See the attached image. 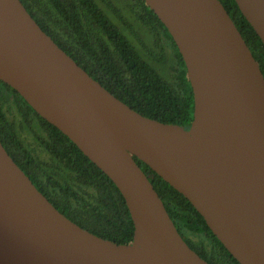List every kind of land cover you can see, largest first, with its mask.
I'll return each mask as SVG.
<instances>
[{
	"label": "water",
	"instance_id": "95a60500",
	"mask_svg": "<svg viewBox=\"0 0 264 264\" xmlns=\"http://www.w3.org/2000/svg\"><path fill=\"white\" fill-rule=\"evenodd\" d=\"M264 43V0H235ZM176 42L194 95L189 128L143 115L0 0V80L117 185L128 243L85 229L0 140V264H210L180 233L139 158L196 207L240 264H264V73L221 0H145Z\"/></svg>",
	"mask_w": 264,
	"mask_h": 264
},
{
	"label": "trees",
	"instance_id": "16d2710c",
	"mask_svg": "<svg viewBox=\"0 0 264 264\" xmlns=\"http://www.w3.org/2000/svg\"><path fill=\"white\" fill-rule=\"evenodd\" d=\"M98 1L101 0H22L42 28L94 78L105 82L102 71L98 70L100 62L111 75L125 81L126 94L118 96L125 103L145 116L189 128L194 117V95L183 57L181 67L158 70L151 57L139 50L135 52L134 41H128L125 50L122 45L126 39L123 38L116 43L125 50L124 59L118 57L113 63L111 57H103V64L95 46L94 23L98 18L106 21L107 15ZM114 1L128 4L115 7V17L154 18L168 31L145 0ZM221 1L264 73L263 41L235 0ZM120 8L126 11L125 14ZM145 39L150 41L151 36ZM144 49L147 51L146 47ZM130 72L133 78L127 81ZM10 102L20 116L19 122L10 118L9 113L13 111L10 110ZM0 140L38 189L67 217L85 229L118 243L133 240V220L117 185L67 135L38 114L17 90L1 80ZM136 160L149 176L188 244L210 264H240L189 199L145 162L139 158Z\"/></svg>",
	"mask_w": 264,
	"mask_h": 264
},
{
	"label": "flooded vegetation",
	"instance_id": "af4514ba",
	"mask_svg": "<svg viewBox=\"0 0 264 264\" xmlns=\"http://www.w3.org/2000/svg\"><path fill=\"white\" fill-rule=\"evenodd\" d=\"M98 3L100 4L103 13L107 15L106 21L102 18H98L94 23L95 46L98 53H100V61L103 64V57H111L113 63H116L118 57L124 59L123 54L126 48H128V41H134L135 52H137L136 50H139V52H142L144 55L151 57L158 65V70H163L165 67L169 70H175L176 68L181 67L182 55L176 42L170 32H168L169 30L167 31L166 28L156 19L148 17L142 19H132L127 16L115 17L113 15H117L115 7H121L128 4L116 3L114 0H101L98 1ZM120 9L123 14H125L126 11L122 8ZM129 12L130 11H128V13ZM148 36H151L150 41L149 39H145ZM123 38L126 39L122 45L125 50L121 48L120 43H116L117 40H122ZM144 47L147 48V51ZM98 70L99 72L102 71L101 74H103L102 77H104L105 82L103 83V81L101 82L99 79L97 80L101 82L105 88L117 97L119 95L122 97L126 94L125 81H122L121 79L119 81L117 76L115 77L111 75L110 71L106 70L100 62ZM132 78V72H130L126 80L130 81Z\"/></svg>",
	"mask_w": 264,
	"mask_h": 264
},
{
	"label": "rangeland",
	"instance_id": "374dc122",
	"mask_svg": "<svg viewBox=\"0 0 264 264\" xmlns=\"http://www.w3.org/2000/svg\"><path fill=\"white\" fill-rule=\"evenodd\" d=\"M7 97H9V96H7ZM11 98V97H10ZM10 101V100H9ZM11 103V102H10ZM10 106H11V109L10 110H13V111H10V113H9V115H10V118L11 119H15V120H17V122H19V119H20V116L18 115V114H16L15 113V111H14V108H13V104L11 103L10 104ZM27 133V132H26ZM31 140V139H30ZM32 141V140H31Z\"/></svg>",
	"mask_w": 264,
	"mask_h": 264
}]
</instances>
